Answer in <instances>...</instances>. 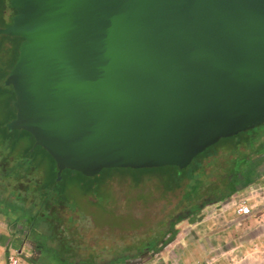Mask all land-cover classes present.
<instances>
[{"label": "water", "instance_id": "95a60500", "mask_svg": "<svg viewBox=\"0 0 264 264\" xmlns=\"http://www.w3.org/2000/svg\"><path fill=\"white\" fill-rule=\"evenodd\" d=\"M3 83L63 169L187 166L264 123V0H9Z\"/></svg>", "mask_w": 264, "mask_h": 264}, {"label": "rangeland", "instance_id": "374dc122", "mask_svg": "<svg viewBox=\"0 0 264 264\" xmlns=\"http://www.w3.org/2000/svg\"><path fill=\"white\" fill-rule=\"evenodd\" d=\"M3 2L5 8L2 16H0V27L9 24L13 14L12 8L9 6V0H3ZM8 36L0 34V40L3 44L8 40ZM11 37H14L15 41H10V49L4 47V45L0 48V105L3 100L8 98L7 96L11 95L12 90L9 85L3 83L6 73L14 62L16 53L12 52V47L19 42L17 36ZM12 115L13 111L9 108V110L0 114V120H10ZM24 131L22 129L19 132L25 134ZM236 138H240L241 142H244V138H246L247 143L239 148L241 151L238 148H232L229 143H224V140L217 141V144L214 143V147H220L217 151L219 165L211 172L218 173L219 178L216 181L218 186L220 178L233 169L232 163L229 162L231 160L227 157H230V155L240 157L242 153L253 151L255 148L264 145V123L238 133ZM29 144L30 139L25 137V140L23 139V142L17 146L16 151L8 158L7 162L0 159V171L4 165L10 168L16 162L24 163V165L29 164L26 159H21L22 153L28 150ZM31 146H35L34 142H32ZM214 147H210L205 152L212 150ZM32 155V163L35 164L36 168L32 169L30 174L17 177L16 179L13 178L12 172L19 171V168L15 169V166L14 170L11 168L12 170L8 172L0 173V179L4 180L0 181V198L4 199H0V207L16 206L20 199L18 196H24V204L22 206L27 207V213L32 208L42 210L38 200H33L35 201L34 203L30 201L32 197L38 198V189L34 182L36 180L41 182L53 179L55 165L47 154L37 146H35ZM223 160H225L226 164L222 163ZM195 161L196 159H192L188 166L192 167ZM255 167L256 173L254 175L251 173V182L235 191L231 195L230 200L207 204L187 220H182L175 225L181 231L183 229L188 230L193 222L199 224L207 221L212 222L208 223L211 226H221V230L226 229V231L218 233V238L209 242L210 248L203 256H199V261L196 264H264V231L253 238H249L247 234L249 228L255 224L264 223V158L258 159ZM4 170L6 169L3 168L2 171ZM118 172H113L109 176L106 173H97V187L88 193H83L80 186L73 181L75 175H67L66 171L61 173V177H63L61 182L64 189L62 205L68 211L63 207L53 206L52 211L48 212V215L45 213V216L51 220H55L57 217L61 220L66 218V216L69 218L71 213L77 217L83 214L85 216L86 214L83 219L75 223V225L79 226L77 230L81 236L79 248L76 252L83 257L87 254H92L91 258L95 260H106L121 252H137V247L142 245L141 240H137V237L145 235L144 231L156 228L165 214L176 205V194L174 192L162 193V188L159 184L163 183V180L159 178L160 174L156 172ZM39 185L40 183H38ZM214 188L215 185L211 187L206 185L199 194H202V197L207 199L211 193H216ZM189 189V184L184 185L183 193H188ZM53 195L54 193L51 195V201H55ZM237 198H247L252 210L250 214L245 216L236 215L234 212L235 203L233 202ZM1 221L3 219L0 216V239L7 243L14 242V248L12 246L4 247V249L8 248L5 254L2 253L3 247L2 249L0 248V261L5 264L6 255L9 252H16L17 247L23 246L29 254V260L26 261L19 256L18 264H28L29 261H32V253L29 251L31 248L26 245V239L21 233L19 226H9L5 229L4 222ZM58 225L55 223L52 230L56 237L58 236L56 230ZM38 227L44 232L47 230L45 223L39 224ZM68 229V231L72 230L71 228ZM46 237L48 236L43 235L41 237L42 241L46 240ZM5 238L8 240H5ZM46 245L54 249L58 245L57 239L53 237L47 240ZM48 251L49 249L47 248L39 251L41 264H63L57 263ZM148 254L152 253L149 252ZM68 257L75 258V255ZM133 264L137 263L133 262Z\"/></svg>", "mask_w": 264, "mask_h": 264}, {"label": "trees", "instance_id": "16d2710c", "mask_svg": "<svg viewBox=\"0 0 264 264\" xmlns=\"http://www.w3.org/2000/svg\"><path fill=\"white\" fill-rule=\"evenodd\" d=\"M4 2L3 0H0V16H2L4 11ZM14 13V9H11ZM8 40L2 43L0 40V48L4 45V47L10 49V41H15L14 37L8 36ZM17 38V37H15ZM18 44L16 46L13 45L14 54H17V48L20 45L21 38L18 37ZM16 54L14 57V60L16 58ZM13 60V61H14ZM1 95V93H0ZM6 100H3L1 103V109L0 114L3 112H6L9 110V108L12 109L14 116V108L12 106V101L14 98L13 92L11 90V95L7 96ZM8 121V119L0 120V159L7 162L8 158L12 156V154L16 151L17 146L20 145L21 142H23V139L25 140V137H28L30 139V144L28 147V150L23 152L21 155V159H26L29 164L24 165V163L16 162L15 165L12 167L7 165L3 166L6 170L0 171V173L8 172L19 168V171L12 172L13 178L22 177L27 174H30V171L32 169H35L36 166L33 161V152L35 146H31L33 142L32 136L29 134V132L24 131L25 134H21L17 129L12 130H5L4 125ZM12 133V134H11ZM238 135V134H237ZM236 136H231L227 138H221L220 140H224V143H229L232 145V148H235L239 150L240 146H243V144L247 143L246 138H244V142H241L240 138H236ZM216 142L215 144H217ZM211 145L207 148H205L202 152L198 153L196 156L193 157V159H196L194 165L192 167H189L188 165L184 168H177L175 166H162V167H151V168H140V169H131V168H105L100 170L101 173H106L108 176L116 171H119L120 173H127L129 171H135L139 173L144 172H156L159 175V178L163 180V183L159 184V186L162 188L163 192H169L172 191L176 194V205L173 206L171 211H168L162 220L158 223L157 227L153 230H147L144 231L143 236L137 237V240H141L142 245L137 247V252H121L119 254L114 255L113 257H110L106 260H95L91 258L92 254H87L85 257H83L80 253H77L76 250L79 248L80 244V238L81 236L78 234L77 227H79L76 222H79L81 219H83L85 216L81 215L80 217H77L73 213H71L70 217L59 219L57 217L55 220L48 219L47 216H45L48 212L52 211L53 206H60L62 205V197L64 198V189L62 186V180L63 177H61V180L59 181L54 175L53 179L45 180V181H35V186L38 189V198L32 197L31 202L34 203L33 200H38L40 207L42 210H37V208H32L29 213H27V207L22 206L24 204V196H18L19 202L18 205H14L13 207H3L5 211L7 212L8 216L11 217L10 224H16V226H19L21 233L25 237L27 243L32 247V249H49L48 253H50L55 261L57 263H63V264H125V259L137 254V257H139V260L145 259L148 257H153L155 254H158L165 250L168 243H170L176 235L179 233L178 227L175 226L182 220H187L190 216L200 211L205 205L210 203H215L219 201H228L231 198V195L237 191L238 189L243 188L244 186L248 185L251 182V173L252 170L257 163L258 159H261L264 155V145H261L257 148H255L253 151L242 153L240 157H236L234 155H230V157H227L230 159L233 165V169L228 171L224 174L220 179L219 186L216 184V181L218 180V173L214 172L212 173L214 169L217 168L219 165L218 162V149L219 146ZM39 147V146H37ZM210 147H214L212 150ZM44 153H46L42 148L39 147ZM24 151V150H23ZM241 151V150H239ZM243 152V150H242ZM47 154V153H46ZM47 156L50 158V156L47 154ZM51 159V158H50ZM52 160V159H51ZM53 161V160H52ZM54 163V162H53ZM222 163H225V160H223ZM56 171V168H55ZM63 171L67 172V175H75V178H73V181L80 186L83 193L91 192L94 188L97 187V179L96 176L91 177H85L81 173L77 171H72L68 169H63L60 172ZM98 172V173H99ZM118 172V173H119ZM163 173V174H162ZM212 173V174H211ZM107 176V177H108ZM165 177V179H164ZM0 181H4L3 179H0ZM38 183L40 185L38 186ZM159 183V182H158ZM214 183V184H213ZM189 184L190 189L188 193H183V186ZM208 185L209 187L215 185L214 190L216 193L212 194L205 199L202 197V194L200 195L199 192L203 191L204 187ZM52 191H51V190ZM54 193L55 201H51V195ZM200 195V196H199ZM4 200L3 198H0ZM34 205V204H33ZM1 206V205H0ZM64 208V207H63ZM65 209V208H64ZM66 210V209H65ZM40 211V212H39ZM68 211V210H66ZM59 224L61 223V226H56V230L58 233V236L56 237L55 233L52 231L53 227L55 226V223ZM41 223H45L47 225V230L44 232L41 230L38 225ZM71 228L72 230L68 231ZM70 232V233H69ZM156 232V233H155ZM48 236L46 237V240L41 239L42 236ZM152 235L151 237H149ZM56 238L58 245L54 249L50 246L47 247L46 242L49 239ZM13 242L9 243L7 246L13 247ZM16 246V245H15ZM6 247V246H5ZM8 248L5 249V253H7ZM151 252L152 254H148ZM75 255V258H69L68 256ZM40 254L38 257L33 256L32 263L34 264H41L39 261ZM26 261H28V258H24Z\"/></svg>", "mask_w": 264, "mask_h": 264}, {"label": "crops", "instance_id": "0c3cea01", "mask_svg": "<svg viewBox=\"0 0 264 264\" xmlns=\"http://www.w3.org/2000/svg\"><path fill=\"white\" fill-rule=\"evenodd\" d=\"M262 158H264V155ZM252 173L253 175L256 173V167L253 169ZM208 223L212 222L205 221L199 224L193 222L188 230L183 229L179 231L176 237L167 244L164 251L155 254L153 257H146L144 261L137 260V264H196V262L199 261V258L210 248L209 242L218 238V233L226 231V229L221 230V226H211V224ZM263 231L264 223L259 222L249 228L247 234L249 238H253L261 234ZM5 240L8 239L5 238ZM8 244L9 243L6 241H0V248L2 249L3 247L2 253L5 254L4 247ZM28 264L33 263L29 261Z\"/></svg>", "mask_w": 264, "mask_h": 264}, {"label": "flooded vegetation", "instance_id": "af4514ba", "mask_svg": "<svg viewBox=\"0 0 264 264\" xmlns=\"http://www.w3.org/2000/svg\"><path fill=\"white\" fill-rule=\"evenodd\" d=\"M15 117V112H14V116L12 117V118H14ZM11 118V119H12ZM9 121V120H8ZM17 130H22V129H17ZM23 130H25V129H23ZM25 131H27V130H25ZM28 132V131H27ZM35 146H38L37 144H35ZM0 216H1V218L3 219V221H1V222H4V228H8L9 226L11 227V226H16V224H10V222H11V217H9L8 216V214H7V212L5 211V209H3V207H0ZM14 243V242H13ZM26 243V245H28L29 247L28 248H31L29 251H30V253H32V259H33V256H35V257H38L39 256V251L40 250H38V249H32V247L27 243V241L25 242ZM16 252H17V255H18V257L19 256H21L22 258H29V254L27 253V251L23 248V246H21V247H17V250H16ZM26 260V259H25ZM137 260H139V257H137V254H135V255H133V256H131V257H129V258H127V259H125V264H133V262L134 263H137Z\"/></svg>", "mask_w": 264, "mask_h": 264}, {"label": "built area", "instance_id": "2783aa9c", "mask_svg": "<svg viewBox=\"0 0 264 264\" xmlns=\"http://www.w3.org/2000/svg\"><path fill=\"white\" fill-rule=\"evenodd\" d=\"M233 203H235L234 212L237 215L245 216L250 214L251 206L247 198H237ZM18 259L17 252H9L5 257V264H18Z\"/></svg>", "mask_w": 264, "mask_h": 264}, {"label": "clouds", "instance_id": "9594fccd", "mask_svg": "<svg viewBox=\"0 0 264 264\" xmlns=\"http://www.w3.org/2000/svg\"><path fill=\"white\" fill-rule=\"evenodd\" d=\"M0 264H3V261H0Z\"/></svg>", "mask_w": 264, "mask_h": 264}]
</instances>
